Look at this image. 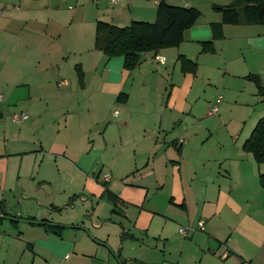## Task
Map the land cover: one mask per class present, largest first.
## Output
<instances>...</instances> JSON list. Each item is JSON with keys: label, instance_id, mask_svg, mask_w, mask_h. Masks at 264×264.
<instances>
[{"label": "crops", "instance_id": "crops-1", "mask_svg": "<svg viewBox=\"0 0 264 264\" xmlns=\"http://www.w3.org/2000/svg\"><path fill=\"white\" fill-rule=\"evenodd\" d=\"M32 1L0 0V264H264V163L243 149L264 116L248 78L264 86V24L219 26L213 5L233 0H165L200 18L178 46L145 52L127 70L123 57L95 48L96 22L154 21L161 0H86L93 42L74 34L68 46L56 30L76 15ZM207 42L213 50L202 52ZM180 55L198 64L195 73L181 70ZM219 104L217 127L193 126ZM20 111L24 123L7 118ZM100 203L119 214V239L78 234L77 204L95 212ZM41 220L61 235L32 223ZM130 244L139 258L126 257Z\"/></svg>", "mask_w": 264, "mask_h": 264}, {"label": "trees", "instance_id": "trees-1", "mask_svg": "<svg viewBox=\"0 0 264 264\" xmlns=\"http://www.w3.org/2000/svg\"><path fill=\"white\" fill-rule=\"evenodd\" d=\"M213 8L221 14V27L224 24H264V0H233L227 5H213ZM200 15L197 8L172 5L161 0L157 5L154 21L132 20L126 26H118L98 20L94 46L108 58L123 57L124 68L133 70L141 63L143 53L178 46L184 40V32L196 24ZM211 50L212 42L202 43V52ZM178 59L183 72L197 71L198 64L195 61L183 55ZM77 71L79 82L83 85L84 74L80 66H77ZM248 78L256 83L257 93L264 100V86L261 81L254 75ZM121 96L126 97V94L119 95ZM243 149L251 153L258 164L264 163V116L256 123L250 137L244 142ZM259 183L264 188V173L259 175ZM104 185L108 200L113 206H118L120 200L108 190L107 183ZM3 209L4 205L0 202V210ZM32 223L42 225L46 231L58 235H61L63 229L62 226L45 220Z\"/></svg>", "mask_w": 264, "mask_h": 264}, {"label": "rangeland", "instance_id": "rangeland-1", "mask_svg": "<svg viewBox=\"0 0 264 264\" xmlns=\"http://www.w3.org/2000/svg\"><path fill=\"white\" fill-rule=\"evenodd\" d=\"M49 1L52 3H54L55 1L59 2V4H58L59 7L57 9H60L61 15L63 14V16H65V18H70L72 15H76L75 21H73L72 23H69V20H66V22H64V24L61 26V28L59 26V29L56 30L57 33L65 32L64 36H66V34H67L66 42H65V44H67V46L69 44L68 40L74 39V34L80 35L83 39L82 41L85 44L87 43L88 40H89V43L93 42L92 38H93L94 34H93L92 24H90V19L93 16L92 11L94 10L95 7L92 6V4H93L92 2H89V1L87 2L86 0H36L35 3L47 4ZM95 2H96V0H95ZM109 2H110V0H109ZM109 2L108 3L105 2V7L110 6ZM33 3H34V0L32 1V4ZM25 5H26V0H25ZM77 16H78V18H77ZM84 16L88 17L89 20L87 21V18H86V20H83L82 18ZM66 30H67V33H66ZM51 33L53 34V33H55V31H51ZM68 34H70V35L68 36ZM57 37L59 39V42L62 41V37H61V39L59 38V36H57ZM52 42L54 43V42H58V41H56V38H55V41L52 40L49 43H52ZM52 46H54V44ZM78 61L79 60H77V62ZM68 72L71 75L73 74V79L75 76V80L77 81V77H76L74 69L71 68V72H70V70H68ZM60 84H62V83H60ZM259 101L261 104L262 102H261L260 97H259ZM218 107H219L220 111L218 112L217 115L210 116V117H203L201 119V122H196V123L194 122L193 126L194 127H196V126H210L211 122H213L214 126L217 127L220 124V122L222 121V120H220V116L222 115V108L220 107V104L218 105ZM13 126H16V125H13ZM211 142H214V141L212 140ZM94 204H96V202H94ZM38 207L39 206L37 205V209H36L37 214H38ZM74 207H72V208H74ZM77 207H78V209H75L74 211H75V214H77V215L80 214V218H81V220L79 221V224H78L79 225V227H78L79 231H77L79 235H82V236H85V235L88 236L90 234L98 235L100 233L108 232V233H110L111 237L113 235H115V238L119 239L120 233L123 232V231L122 232L120 231V229L122 227H121L120 223L118 222L119 220H121V218H120L119 214H113L111 212V208H110V205L108 203H104V205H101V203H100V205L96 208L95 212H94V209L92 208L91 205L85 204L83 207H81L80 205L77 204ZM95 207H96V205H95ZM61 209L64 210L65 208H61ZM18 210L19 209H17L16 211H18ZM109 216L113 217L116 221L112 220V222H109V223L103 222L104 225L99 227V228H97L93 225V224H95V222L97 220L104 219L105 217H109ZM10 219H11V217L8 218V220H10ZM8 220H4V224H8L7 223V222H9ZM80 226H81V228H80ZM80 230H81V233H80ZM141 250L142 249H139L138 246H134L133 244H130L129 248H128V254L126 257L133 254L134 256L139 258ZM142 253H143V254H141L142 257L146 255V256L153 259L155 252L150 251V250H146V251H143ZM128 264H132V263H128Z\"/></svg>", "mask_w": 264, "mask_h": 264}, {"label": "built area", "instance_id": "built-area-1", "mask_svg": "<svg viewBox=\"0 0 264 264\" xmlns=\"http://www.w3.org/2000/svg\"><path fill=\"white\" fill-rule=\"evenodd\" d=\"M122 1H130V0H110L111 4H118L121 3ZM156 59L158 61H163V59L161 58V56L156 57ZM263 75H264V70H263ZM0 100H2V95H0ZM218 112V106H214L210 111L208 115H215ZM118 112H115V114H117ZM7 118L10 119L12 122L17 123V124H22L24 123L26 120L29 119V115L27 112L25 111H20V112H14L11 114L7 115ZM0 119H2V117L0 116ZM197 229L203 231L205 228V223L204 220H199L197 222ZM195 229L192 227H180L179 228V232L184 235L187 236L191 231H194Z\"/></svg>", "mask_w": 264, "mask_h": 264}]
</instances>
